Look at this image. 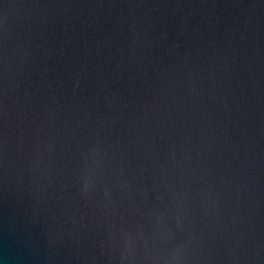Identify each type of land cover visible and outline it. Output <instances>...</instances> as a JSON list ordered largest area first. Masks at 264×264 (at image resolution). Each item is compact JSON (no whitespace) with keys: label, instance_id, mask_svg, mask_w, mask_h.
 <instances>
[{"label":"water","instance_id":"1","mask_svg":"<svg viewBox=\"0 0 264 264\" xmlns=\"http://www.w3.org/2000/svg\"><path fill=\"white\" fill-rule=\"evenodd\" d=\"M0 264H264V0H0Z\"/></svg>","mask_w":264,"mask_h":264}]
</instances>
